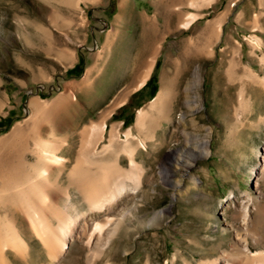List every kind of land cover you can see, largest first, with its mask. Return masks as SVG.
Listing matches in <instances>:
<instances>
[{
    "label": "rangeland",
    "instance_id": "374dc122",
    "mask_svg": "<svg viewBox=\"0 0 264 264\" xmlns=\"http://www.w3.org/2000/svg\"><path fill=\"white\" fill-rule=\"evenodd\" d=\"M192 12L198 17L182 27ZM256 36L260 43L253 39ZM90 66L94 69L87 71ZM195 69L198 101L190 108L184 87ZM142 72L147 74L146 84L128 85L124 104L115 105L107 119L109 128L117 126L120 141L102 159L116 158L121 167H129L120 143L126 127L164 86L169 92L164 90L168 95H163L167 102L162 105L170 114L160 118L151 109L154 116L150 113L151 120L150 114L143 120L150 126L145 123L144 128L136 125L132 130L133 142L135 136L146 142V149L135 154L146 171L144 183L118 202L116 209L125 210L129 220L123 225L127 229L120 231L118 257L103 256L94 264H172L173 256L175 264H198L216 256L220 248H228L233 231L224 230L225 223L234 226L236 211L248 202L255 227L264 237V84L260 79L264 75V0H213L200 7L189 5L188 0H0V138L16 124L25 125L27 145L19 156L26 154L28 162L34 154L30 151L33 139L63 140L64 147L71 148L60 152L70 158L69 169L77 155V132L98 122L101 110L119 96L122 86L132 77H142ZM86 77L96 84L98 94L82 83ZM73 95L80 101L78 108L66 101ZM78 122L83 124L75 130L72 124ZM204 128L210 130V153L197 156L189 167L198 178L196 185L173 160L186 143L183 131L193 137ZM149 132L152 136L147 138ZM87 133L89 140L91 131ZM107 140L108 131L102 142L91 141L93 150L99 151ZM13 154V148L0 153V224L14 221L30 246L31 260L41 261L46 258L45 245L25 217L13 212L9 182ZM54 178L57 181L53 177L51 181L63 184L60 188L72 193L73 199L66 174ZM59 200L58 205L66 203ZM160 209L165 213L148 223ZM255 248L264 249V238ZM8 251L12 262L21 259ZM85 254L79 242L72 243L56 264H86Z\"/></svg>",
    "mask_w": 264,
    "mask_h": 264
},
{
    "label": "bare ground",
    "instance_id": "6f19581e",
    "mask_svg": "<svg viewBox=\"0 0 264 264\" xmlns=\"http://www.w3.org/2000/svg\"><path fill=\"white\" fill-rule=\"evenodd\" d=\"M212 1L213 0H188V4L193 7H200L202 5H207ZM197 17V12L188 13V15H186V18L181 22L182 27H188L191 22H193ZM218 23L219 22H217V24ZM109 37L112 36L109 35ZM253 39H255L256 42H259V39L261 38L258 39V37L256 36L255 38L253 37ZM106 43H108V40ZM109 44L110 43H108V45L106 46H109ZM139 58L140 57H138V59ZM124 59L127 60L126 57ZM130 62L129 64H133V62ZM126 63L127 62H125V64ZM122 64H124V62ZM128 66L129 65H127V67ZM134 68L135 67H133V69ZM149 68L150 66L147 67V69ZM116 69L117 68H115V70ZM123 71H126V69ZM146 77L147 74L143 75L142 72V77L140 78V80H138L135 88H139L145 82ZM89 78L90 77H86L82 83L92 88L90 89V92L92 91V93L98 94L99 91L95 87L96 84ZM260 79L263 85L264 75L262 78L260 77ZM198 85L199 72L197 69H195L192 75V79L188 81L184 87L187 94L186 104L190 108H194L197 105ZM165 87L166 86H164V88L162 87L163 89L161 88L155 98L150 101L149 107L147 106L148 108L144 109L142 107L137 110L135 125L143 127L144 124L147 123L143 122V120L145 121L147 118L149 119V117L147 116L151 113V109L156 111L158 117L167 118V116L170 114L169 113L167 115L169 110H167V107L165 108L166 105H162L163 102H167V98L164 99L163 95L166 92H169L166 91L167 89H165ZM100 94L101 96L106 95V93L103 92H101ZM120 95L118 99L116 98L115 100H111V102L107 105V108L102 115L103 118L101 119V121L95 122L92 125H88L90 130H88V126H83L80 129V125L83 124L79 123L80 121L78 122L79 125L72 124L74 129H80V143L76 151L77 155L75 157V160L71 167L67 170L66 165L70 161V158L66 155H62L60 152L64 151L68 153V149L70 147L69 145L64 147V144L62 143L63 140L58 143L57 140L56 142L55 140H50L49 138L45 139L42 137H37L33 139V144L30 151L34 154H32V156L30 157L32 161L28 162V160L26 159V154H22V157L19 156L20 151H22L23 148H25L27 145L24 140L26 135L25 125L21 123L16 124L12 127L11 131L7 135L0 138L1 154L2 151H6V149L8 151L13 148L14 151L11 160L12 165L9 181L11 185L10 198H12L13 202L11 200L9 201L14 203L13 212L15 215H23L25 217V220L29 224L32 233L37 237L40 243L43 244V246L45 245L46 250V258H43L41 261L36 260L35 262H33L34 260H31L29 255L30 246L20 234V231L17 229L18 227H16L15 222L6 221L3 224H0V264H56L59 260L65 257V255L69 252L70 246L75 242H79V244H81L86 250V264H94L96 259L103 256H110L111 258H115L116 256L118 257L119 253L116 250V246H118L117 242L119 241V238H121V236L123 235L120 233V231L125 222H129V220H127V217L124 214L126 213L125 210L116 208L118 202L122 199L126 192L135 193L137 189H140L143 182V177L146 172H144L145 169L143 165L137 162L135 158V154H138L139 152L142 153L143 150L146 149V142L143 138L140 139V136H135V141L133 142L129 137L132 136L130 129H127L124 132L125 139L120 142L122 143V150H124L127 155L129 167L127 169L121 167L117 163L116 158H114V160L102 159L107 151L111 149L116 142L120 141L118 139V134L116 131L117 126L112 125L109 128L107 124V117L108 115H111L113 108H115L114 106H118L124 102V96L126 94H122L121 96ZM165 95L167 96L168 94ZM74 99H76V96L74 95L66 97V101L70 104V106H73L76 103L77 108L80 107V101H78L77 99L73 101ZM33 101L34 99H32L31 102ZM57 102L58 101H56L55 103ZM192 110L193 109H190L189 111ZM151 114L149 115L150 120ZM181 119L183 118L181 117ZM192 122L195 126L194 119H192ZM147 126H150V124L148 125L147 123ZM146 128L147 127L145 126V129ZM107 129H109L107 142L104 141L102 143V146L99 147V151H97L96 149L93 150V144L91 141L93 140V143L97 141L102 142L105 138L104 135ZM195 130L197 129L195 128ZM203 130L204 132L202 134L199 135L197 133L193 137L189 136V133L184 130L183 135H186V143L184 144L183 149L180 150V152L175 156L173 160L175 166H177L181 170H185L183 171L185 173L182 174H186L188 176L187 178L192 180L195 184L196 182H198V178L189 172V167L194 165L197 156L208 155L210 153V130L207 128H204ZM53 131L54 129L52 130V133ZM88 131H91L90 135L92 138L86 140ZM198 131L199 130H197V132ZM150 132L148 133L149 137L147 138H150L152 136ZM72 142L74 141L72 140ZM72 142L71 144H73ZM97 157L99 160H96ZM62 173H65L67 179L70 181V183L69 181L66 183L72 185L71 187L74 191L73 199L72 193H69L67 190L65 191L60 188V186H63V184L57 186L58 183H56L54 180L51 181V177H53V179L57 181V179L54 177L57 175L60 176ZM54 187L58 189H54ZM8 196L10 195L8 194ZM60 198L66 200V203L62 202L63 205L62 203L60 204L62 205V207H59L60 205H58V200ZM60 200L59 202H61ZM70 200H72L73 203H71ZM81 204L85 205V208H83V205L81 206ZM250 204L251 203L248 202L241 205L240 208L238 207L239 209L238 211H236V214L238 216L237 220L234 218L236 221V224H233L234 226H232V224L230 225L225 223L223 229L225 230L226 228H231L233 231V238L229 241L228 248H220L219 251L217 250L218 254L216 256L207 257L206 259L199 261L198 264H264V249L255 248V246H259L263 242L264 237L263 234L260 233L255 227V218L251 213L252 206L250 208ZM256 206L255 208H257ZM162 209L154 212L152 216L150 215L151 217L148 219V223L153 222L157 218H160L161 213L164 212ZM10 216L13 215L10 214ZM99 217H102V219H99ZM10 219H12V217ZM13 219L15 218L13 217ZM8 250H12L15 253L11 256H16L17 258L21 259H18L19 261L17 262H12L7 256L9 252ZM10 254L11 252H9V255ZM171 259L172 260L170 263L175 264V256H173Z\"/></svg>",
    "mask_w": 264,
    "mask_h": 264
},
{
    "label": "crops",
    "instance_id": "0c3cea01",
    "mask_svg": "<svg viewBox=\"0 0 264 264\" xmlns=\"http://www.w3.org/2000/svg\"><path fill=\"white\" fill-rule=\"evenodd\" d=\"M94 69V66H90V67H88L86 70L87 71H92ZM87 71L85 72V73H87ZM140 78H141V74H139V75H137L136 77H132V80H131V82H129V84H126L125 86L123 85L122 86V89H121V91L119 92V95L121 94H127L128 92H129V90L127 89L128 87V85L130 86V87H134V85H136L137 84V82H138V80H140ZM100 79V78H99ZM147 79H148V77H146V80H145V82L141 85V87L142 86H144L145 84H146V82H147ZM159 90H161L160 88H159ZM159 90L157 91V93L156 94H158L159 93ZM120 95V96H121ZM126 96V95H125ZM124 96V97H125ZM118 97L119 96H117V99H118ZM155 97V96H154ZM153 97V98H154ZM152 98V99H153ZM124 104V102L121 104V105H123ZM106 110V109H105ZM105 110H101V113H100V119H99V121H101V119L103 118L102 117V115L104 114V112H105ZM137 112V111H136ZM113 113H114V111H112V113H111V115H108V117H107V119L109 118V117H112L113 116ZM137 116V115H136ZM136 120V119H135ZM134 120V122H133V124L132 125H129L128 127H126V129H130V132H131V134H132V130L134 129V128H136L135 126V121ZM98 121V122H99ZM122 124H123V121L121 122ZM120 123V124H121ZM116 126V125H115ZM109 129H107V131H108ZM78 133H79V131H78ZM80 134V133H79ZM106 134V133H105ZM105 136V135H104ZM79 143H80V141H78V146H79ZM78 149V148H77Z\"/></svg>",
    "mask_w": 264,
    "mask_h": 264
}]
</instances>
